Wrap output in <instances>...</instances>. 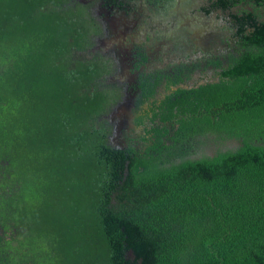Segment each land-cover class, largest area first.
Wrapping results in <instances>:
<instances>
[{
  "label": "trees",
  "instance_id": "1",
  "mask_svg": "<svg viewBox=\"0 0 264 264\" xmlns=\"http://www.w3.org/2000/svg\"><path fill=\"white\" fill-rule=\"evenodd\" d=\"M216 6L235 54L197 86L167 76L161 99L146 75L133 121L150 128L122 147L88 5L0 0V264H264V0ZM199 130L239 146L170 159Z\"/></svg>",
  "mask_w": 264,
  "mask_h": 264
},
{
  "label": "flooded vegetation",
  "instance_id": "2",
  "mask_svg": "<svg viewBox=\"0 0 264 264\" xmlns=\"http://www.w3.org/2000/svg\"><path fill=\"white\" fill-rule=\"evenodd\" d=\"M80 1L88 5L101 29L92 37V54H97L99 47L115 52V59H109L113 69L107 83L119 82L123 93L134 94V105L146 75H163L155 94L161 99L177 87L167 89V76L182 77L181 86H197L218 77L230 54H235L229 25L220 14V7H215L218 0ZM149 122L112 132L110 142L122 147L129 143L142 145L141 137L150 128ZM172 143L167 140V144ZM175 145L168 150L173 153L170 159H197L235 149L239 141L218 132L199 130L189 133L184 141L180 138Z\"/></svg>",
  "mask_w": 264,
  "mask_h": 264
},
{
  "label": "rangeland",
  "instance_id": "3",
  "mask_svg": "<svg viewBox=\"0 0 264 264\" xmlns=\"http://www.w3.org/2000/svg\"><path fill=\"white\" fill-rule=\"evenodd\" d=\"M79 2H81V3H83V1H80L79 0ZM83 10V9H82ZM81 14H85V15H87V16H92V17H94L95 15H93V13H91L89 10L85 13L84 11H83V13H81ZM81 14H78V15H73V19H78L79 17H82L81 16ZM96 17V16H95ZM95 33V32H94ZM90 40H91V37H90ZM89 40V41H90ZM92 46L94 47L95 45H94V41L92 40V43H91V45H89V47L87 48L89 51H91V48H92ZM92 52V51H91ZM100 54V55H102L103 57H106L107 59H115V52H111V50L110 49H106V48H104V47H99L98 49H97V54ZM86 56L87 57H89L88 56V51L86 52ZM102 57H100V59H101ZM94 61H96V60H94ZM111 61V60H110ZM112 62V61H111ZM113 63V62H112ZM101 66V65H100ZM110 74H111V72H106V77H105V79L108 77V76H110ZM104 75V76H105ZM111 84H113V86H115L116 84L117 85H119L120 87H122L121 86V84L119 83V82H112ZM115 86V87H112L111 89H108V92L109 93H111V95L113 96V97H115V100H117V102L115 103L113 100L111 101V100H109L108 101V99L109 98H107V101H108V103H107V111L105 112V113H102V115L104 116V117H106V119L110 122V124H111V128H112V130H113V123H112V121L109 119V116L111 115V113L114 111V109L116 108V106H117V104L121 101V98H122V96H123V89L122 88H116V87H118V86ZM111 98V97H110ZM112 99V98H111ZM55 219L54 218H52V217H48V220H46V223L47 224H51L53 221H54ZM47 251V250H46ZM46 262H50V259H48V258H46V260H45ZM78 264H81V263H78Z\"/></svg>",
  "mask_w": 264,
  "mask_h": 264
},
{
  "label": "water",
  "instance_id": "4",
  "mask_svg": "<svg viewBox=\"0 0 264 264\" xmlns=\"http://www.w3.org/2000/svg\"><path fill=\"white\" fill-rule=\"evenodd\" d=\"M182 8H185L184 3L182 4ZM220 14H222V11L220 10ZM221 24V23H220ZM124 96H122L121 101L117 104L114 111L109 116V119L113 123V133H116V131L122 129V128H132L134 127L133 119V108L134 105V94L128 93L125 91L123 93Z\"/></svg>",
  "mask_w": 264,
  "mask_h": 264
}]
</instances>
